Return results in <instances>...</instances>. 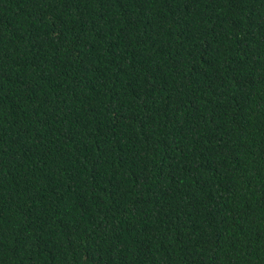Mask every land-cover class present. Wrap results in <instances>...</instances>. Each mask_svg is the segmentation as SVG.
<instances>
[{"label": "trees", "instance_id": "obj_1", "mask_svg": "<svg viewBox=\"0 0 264 264\" xmlns=\"http://www.w3.org/2000/svg\"><path fill=\"white\" fill-rule=\"evenodd\" d=\"M0 264H264V0H0Z\"/></svg>", "mask_w": 264, "mask_h": 264}]
</instances>
